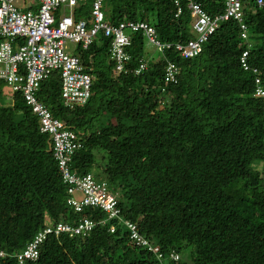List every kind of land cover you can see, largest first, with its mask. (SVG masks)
<instances>
[{"label": "trees", "instance_id": "1", "mask_svg": "<svg viewBox=\"0 0 264 264\" xmlns=\"http://www.w3.org/2000/svg\"><path fill=\"white\" fill-rule=\"evenodd\" d=\"M194 1L211 16L224 12V0ZM179 5L178 15L175 0H105L103 9L108 22L147 21L161 41L184 43L192 17L187 0ZM243 23L245 38L236 20H222L198 55L167 49L140 75L113 74L110 38L100 34L77 47L94 79L91 97L72 109L60 102L56 72L40 85L39 99L83 144L71 169L105 180L120 217L161 256L132 241L119 219L102 225V209L67 207L50 135L20 93L9 103L0 81V264H264V97L255 95L256 78L264 91V9L244 7ZM132 36L131 69L147 56L143 36ZM167 59L178 82L166 86ZM84 216L96 222L87 236L47 234L38 258L19 262L41 229Z\"/></svg>", "mask_w": 264, "mask_h": 264}, {"label": "built area", "instance_id": "2", "mask_svg": "<svg viewBox=\"0 0 264 264\" xmlns=\"http://www.w3.org/2000/svg\"><path fill=\"white\" fill-rule=\"evenodd\" d=\"M17 0H0V81L11 90V94L20 93L26 105L37 116L39 129L50 135L52 152L58 161L61 178L66 188V205L75 213L88 207H96L107 213L100 223L119 219L126 226L129 238L136 244H145L149 250L161 256L158 246H152L140 233L137 223L120 217V207L114 194L105 180L98 181L91 172L78 174L71 169L72 156L83 144L77 134L70 130L64 120L54 116L50 108L39 99L41 83L53 73H57L61 83L60 102L66 108L84 104L91 97L93 75L85 69L78 54L102 34L110 38L109 60L113 62V73L133 72L139 75L147 69V60L140 59L134 69L127 65L131 60L130 46L132 34L143 36L145 43H150L164 54L167 49H174L183 58H192L202 50V44L215 31L222 20L234 19L246 36V25L243 23V9L256 3L264 9V0H224L225 8L221 14L211 16L199 2L187 0L192 17L191 29L194 37L187 42L161 41L155 28L143 20H123L117 24L105 20L103 5L105 0H23L22 7ZM177 15L181 12L179 0H175ZM87 6L89 16L76 17L75 7ZM68 42L75 45V53L68 52ZM248 51L244 50L240 62L248 69ZM178 67L174 61L167 59L164 81H177ZM255 95L264 97L263 89L255 79ZM82 194L81 198L75 196ZM96 222L84 216L76 224L57 222L41 229L18 254L19 262L26 259L36 260L39 256L38 245L47 234L61 233L69 236H87ZM109 232L115 231L114 224L109 225ZM159 253V254H158ZM0 250V261L6 256ZM176 258V255H173Z\"/></svg>", "mask_w": 264, "mask_h": 264}, {"label": "rangeland", "instance_id": "3", "mask_svg": "<svg viewBox=\"0 0 264 264\" xmlns=\"http://www.w3.org/2000/svg\"><path fill=\"white\" fill-rule=\"evenodd\" d=\"M24 4V1L23 0H17L16 1V5L19 6V7H22V5ZM77 7H75L74 9L76 10L75 12H80V14L83 16V17H88L89 16V9L87 6H83L81 7L79 10L78 8L76 9ZM68 52L70 53H75V50H76V47L73 43L71 42H68ZM144 52L146 53V57L145 59H147L148 61L152 60V59H158L160 57V52L157 50L156 47H154L153 45H151L150 43H145V49H144ZM2 85H3V93L5 94L6 96V99L9 101L10 103V93H11V90L4 84V82H1ZM258 168L260 167L257 166ZM75 196L77 198H81L82 197V194H79V193H76Z\"/></svg>", "mask_w": 264, "mask_h": 264}, {"label": "clouds", "instance_id": "4", "mask_svg": "<svg viewBox=\"0 0 264 264\" xmlns=\"http://www.w3.org/2000/svg\"><path fill=\"white\" fill-rule=\"evenodd\" d=\"M103 10H104V9H103ZM193 33H194V32H193ZM132 35H133V34H132ZM132 38H133V36H132ZM144 43H145V41H144ZM130 47H131V46H130ZM164 55H165V53H164V54L161 53L159 58L162 59ZM159 58H158V59H159ZM141 59L147 60V59H145V58H141ZM158 59H156V60H158ZM156 60H155V61H156ZM147 62H148V67H149V66H150V63H149L148 60H147ZM138 65H139V63H138ZM138 65H137V66H138ZM165 65H166V64H165ZM137 66H135V67H137ZM135 67H134V68H135ZM148 67H147V68H148ZM134 68H133V69H134ZM145 70H147V69H145ZM145 70H143V71H145ZM143 71H142V72H143ZM112 72H113V71H112ZM142 72H141V73H142ZM127 73H128V72H127ZM131 73H133V72H131ZM141 73H140V74H141ZM164 73H165V66H164L163 78H162L163 85H166V86H167L168 84H176V83L178 82V78H177V81H176V82H167V83H166V82L164 81ZM113 74H114V73H113ZM133 74H134V73H133ZM140 74H139V75H140ZM134 75H135V74H134ZM161 91H164V87H162V86H161Z\"/></svg>", "mask_w": 264, "mask_h": 264}]
</instances>
